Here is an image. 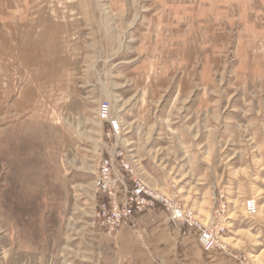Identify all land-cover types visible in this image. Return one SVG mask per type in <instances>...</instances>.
<instances>
[{"label": "rangeland", "instance_id": "374dc122", "mask_svg": "<svg viewBox=\"0 0 264 264\" xmlns=\"http://www.w3.org/2000/svg\"><path fill=\"white\" fill-rule=\"evenodd\" d=\"M147 6L28 0L0 20V264H107L121 227L95 216L115 143L99 114L107 100L132 169L118 165L123 177L215 230L212 251L264 264V75L222 68L164 89L138 34Z\"/></svg>", "mask_w": 264, "mask_h": 264}, {"label": "crops", "instance_id": "0c3cea01", "mask_svg": "<svg viewBox=\"0 0 264 264\" xmlns=\"http://www.w3.org/2000/svg\"><path fill=\"white\" fill-rule=\"evenodd\" d=\"M27 1L0 0V20L19 14ZM147 5L138 34L145 62L161 68L164 89L175 76L177 88L191 89L195 75L222 68L264 75V0H147ZM108 236L107 264H242L228 252L204 251L196 227L172 219L159 205L126 219Z\"/></svg>", "mask_w": 264, "mask_h": 264}, {"label": "built area", "instance_id": "2783aa9c", "mask_svg": "<svg viewBox=\"0 0 264 264\" xmlns=\"http://www.w3.org/2000/svg\"><path fill=\"white\" fill-rule=\"evenodd\" d=\"M99 114L101 119L108 125V137L115 141L112 146V156L104 159L100 165L99 177L95 185L97 193L108 198L106 202H101L96 210L95 216L99 223L109 231H113L134 214L151 207L163 205L172 213L174 219L185 220L199 230V241L205 251L209 252L216 248L218 240L215 230L190 219V212L176 205L166 195L156 193L141 180L132 178V181H128L123 177L118 165L126 171L132 169L120 149L121 124L114 115L108 100L104 101ZM248 210L251 213L255 211L254 200L248 201Z\"/></svg>", "mask_w": 264, "mask_h": 264}]
</instances>
